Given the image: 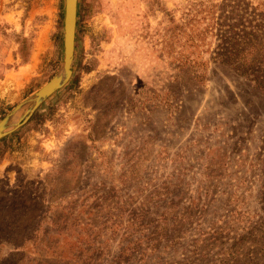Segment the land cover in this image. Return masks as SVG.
<instances>
[{
	"label": "rangeland",
	"instance_id": "1",
	"mask_svg": "<svg viewBox=\"0 0 264 264\" xmlns=\"http://www.w3.org/2000/svg\"><path fill=\"white\" fill-rule=\"evenodd\" d=\"M64 14L0 0V264H264V0H78L36 103Z\"/></svg>",
	"mask_w": 264,
	"mask_h": 264
},
{
	"label": "water",
	"instance_id": "2",
	"mask_svg": "<svg viewBox=\"0 0 264 264\" xmlns=\"http://www.w3.org/2000/svg\"><path fill=\"white\" fill-rule=\"evenodd\" d=\"M78 0H65L64 14V57L62 72L52 77L35 93L36 103L43 97L52 93L62 84L67 82L72 74V64L75 50V35L77 23ZM8 117L0 122V137L6 132L5 129L9 126ZM20 123H17L19 125Z\"/></svg>",
	"mask_w": 264,
	"mask_h": 264
}]
</instances>
